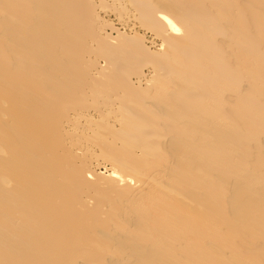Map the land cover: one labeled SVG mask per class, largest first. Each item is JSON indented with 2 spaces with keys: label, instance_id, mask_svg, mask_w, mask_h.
I'll use <instances>...</instances> for the list:
<instances>
[{
  "label": "bare ground",
  "instance_id": "obj_1",
  "mask_svg": "<svg viewBox=\"0 0 264 264\" xmlns=\"http://www.w3.org/2000/svg\"><path fill=\"white\" fill-rule=\"evenodd\" d=\"M0 264H264V0H0Z\"/></svg>",
  "mask_w": 264,
  "mask_h": 264
},
{
  "label": "rangeland",
  "instance_id": "obj_2",
  "mask_svg": "<svg viewBox=\"0 0 264 264\" xmlns=\"http://www.w3.org/2000/svg\"><path fill=\"white\" fill-rule=\"evenodd\" d=\"M147 43L150 44L149 42H147ZM100 168H101V167H99V168L97 167V170L100 171V172L105 171V170H104L105 168H103V167H102L101 169H100Z\"/></svg>",
  "mask_w": 264,
  "mask_h": 264
}]
</instances>
